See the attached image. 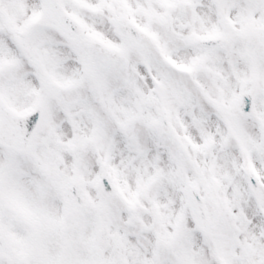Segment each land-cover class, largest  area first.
Returning <instances> with one entry per match:
<instances>
[{
  "label": "snow or ice",
  "instance_id": "obj_1",
  "mask_svg": "<svg viewBox=\"0 0 264 264\" xmlns=\"http://www.w3.org/2000/svg\"><path fill=\"white\" fill-rule=\"evenodd\" d=\"M0 264H264V0H0Z\"/></svg>",
  "mask_w": 264,
  "mask_h": 264
}]
</instances>
